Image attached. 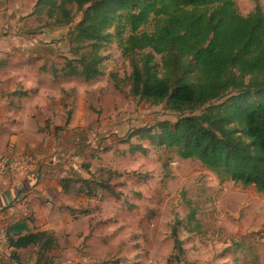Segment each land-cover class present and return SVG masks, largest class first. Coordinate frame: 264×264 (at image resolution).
<instances>
[{"label":"trees","instance_id":"obj_1","mask_svg":"<svg viewBox=\"0 0 264 264\" xmlns=\"http://www.w3.org/2000/svg\"><path fill=\"white\" fill-rule=\"evenodd\" d=\"M77 14L80 21L65 37L71 58L61 70L52 65L53 76L60 70L63 78H99L103 46L114 42L129 62L130 97L179 114L173 124L133 130L129 140L172 149L181 159L198 161L220 183L252 186L264 196V11L259 5L242 15L234 0H37L31 15L62 27ZM137 152L146 149L130 144L129 153ZM70 189L89 198L100 191L116 201L122 196L93 174L63 179L62 190ZM176 229L172 258L181 261ZM4 237L11 259L17 250L36 248V262L50 264V253L58 248L52 232H31L26 222L8 227Z\"/></svg>","mask_w":264,"mask_h":264},{"label":"rangeland","instance_id":"obj_2","mask_svg":"<svg viewBox=\"0 0 264 264\" xmlns=\"http://www.w3.org/2000/svg\"><path fill=\"white\" fill-rule=\"evenodd\" d=\"M36 2L0 0L4 20L19 24L16 29L8 24L3 28L4 42L9 47L10 38L17 37L19 53L36 47L69 56L65 37L80 21V14L68 26L49 27L46 19L31 15ZM234 2L242 15L260 6L256 0ZM101 55L102 75L88 104L97 128L103 127L101 148L111 152L92 163V172L122 196L116 201L100 191L101 201L83 203L81 211L91 214L83 217L78 228L77 251L62 256L57 249L50 253V264L62 260L72 264H264V196L252 186L220 183L198 161L181 159L172 149L129 140L133 130L155 128L162 121L173 124L179 114L166 110L164 104L130 99L129 62L114 42L104 45ZM13 60L11 64L22 63L21 58ZM10 75L4 72L2 77ZM130 144H139L146 152L131 154ZM78 162L72 160L68 169L76 172ZM109 172L118 174L109 176ZM191 216L195 221H190ZM195 222L199 230L194 229ZM174 226L184 250L181 261L172 258ZM32 253L28 250L25 255Z\"/></svg>","mask_w":264,"mask_h":264},{"label":"crops","instance_id":"obj_3","mask_svg":"<svg viewBox=\"0 0 264 264\" xmlns=\"http://www.w3.org/2000/svg\"><path fill=\"white\" fill-rule=\"evenodd\" d=\"M256 1L264 11V0ZM14 21L4 20L0 13V159L27 157L31 166L23 176L8 175L0 181V230L4 234L11 225L26 222L31 232H52L64 256L77 251L78 228L83 217L91 214L80 206L102 199L77 195L71 189L64 192L62 180L77 178L73 174L89 179L92 163L111 152L106 146L101 148L103 127L97 128L88 104L97 91V79L63 78L60 63L70 55L61 57L36 47L19 53L17 37L10 38L8 47L2 32L7 24L16 29L19 24ZM16 58L22 63L11 64ZM52 65L60 69L55 76ZM4 72L11 73L10 78L3 79ZM72 160L79 161L76 172L68 169ZM1 248L6 254L3 264H38L36 248L17 250L14 259L5 237ZM28 250L34 251L30 257L25 255ZM68 263L72 264L70 260L60 264Z\"/></svg>","mask_w":264,"mask_h":264},{"label":"built area","instance_id":"obj_4","mask_svg":"<svg viewBox=\"0 0 264 264\" xmlns=\"http://www.w3.org/2000/svg\"><path fill=\"white\" fill-rule=\"evenodd\" d=\"M31 161L27 157H18L14 160H8L6 158L0 159V181L6 178L8 175L13 176L14 178L23 176L30 170ZM4 234L0 230V264L6 257V254L1 248V243L3 240Z\"/></svg>","mask_w":264,"mask_h":264}]
</instances>
